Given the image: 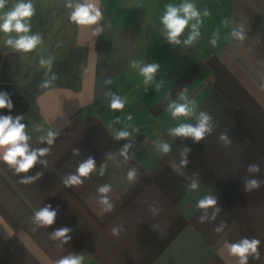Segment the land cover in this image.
<instances>
[{
    "label": "crops",
    "instance_id": "crops-1",
    "mask_svg": "<svg viewBox=\"0 0 264 264\" xmlns=\"http://www.w3.org/2000/svg\"><path fill=\"white\" fill-rule=\"evenodd\" d=\"M34 1L41 11L56 12L52 24L62 27V35L46 54L54 58L51 69L28 72L27 82L22 60L28 54L0 51V91L14 104L0 115L23 116L30 147L50 151L40 158L46 163L28 173L16 174L0 161V264H55L80 254L83 264H237L225 245L244 238L261 242L259 259L250 256L248 264H264V185L243 190L247 179L264 180V0H195L211 15L191 45L183 43L189 28L174 45L159 21L165 5L180 0H99L103 19L87 27L69 21L66 0ZM239 26L243 41L231 36ZM98 27L102 32L93 35ZM216 31L213 47L209 41ZM134 61L160 65L152 82L144 84ZM44 81L50 82L47 88L41 87ZM109 93L126 101L122 111L108 107ZM192 100L198 105L193 115L172 118L170 103ZM202 111L213 125L203 140L168 134L180 123L195 125ZM126 125L132 134L116 140ZM49 130L59 132L53 145L39 139ZM222 133L231 140L227 147ZM128 143L125 160L119 152ZM160 143L170 151L163 153ZM186 147L191 151L183 166ZM89 156L96 170L81 186L66 187L64 178ZM250 164H259L260 172L249 173ZM130 169L137 173L133 182L126 179ZM37 173L31 184L19 182ZM193 181L199 187L190 192ZM104 184L111 186L109 212L99 203L97 189ZM207 195L217 198L220 211L213 220L215 209L209 208L201 224L204 210L195 204ZM49 204L57 213L54 224L36 228L34 212ZM222 222L223 231L216 233ZM65 226L73 229L67 243L50 239ZM114 227L122 228L119 236L112 235Z\"/></svg>",
    "mask_w": 264,
    "mask_h": 264
},
{
    "label": "clouds",
    "instance_id": "clouds-1",
    "mask_svg": "<svg viewBox=\"0 0 264 264\" xmlns=\"http://www.w3.org/2000/svg\"><path fill=\"white\" fill-rule=\"evenodd\" d=\"M10 4V0H0V34L5 35L4 44L18 52V53H31L43 43V38L39 34H31V18L35 15L36 9L33 4V0H14ZM66 8L70 10L68 19L71 23H74L80 27H87L91 25H97L99 21L103 19V13L99 6V0H66ZM211 13L204 9L201 12L195 3V0H180L179 3L169 2L165 5L163 14L159 17L160 24L163 26L164 34L168 42L174 45L181 43L179 37L186 28H190V32L187 39L183 41L185 45L193 44L200 37V27L204 23V18L210 16ZM228 20L222 21V24L227 27ZM102 28H96L93 35H99L102 32ZM14 34V35H13ZM231 36L236 40L243 41L245 39V29L243 26L234 28L231 31ZM219 39V32H213L212 38L209 43L213 46H217ZM53 57L49 56L47 59L41 58L39 63L42 67L51 69L53 64ZM134 68L139 69V74L144 78V84H149L153 81L156 73L159 70L160 65L157 63H150L141 66L139 62L134 61ZM56 79L55 76L52 77ZM49 81H44L41 87L47 88ZM112 81L106 80L105 84H110ZM111 96L108 107L113 111H122L125 108L126 101L120 96L109 93ZM180 100L186 101L187 98L184 95L180 96ZM196 100L185 103L172 102L169 104L168 111L171 113L172 118L189 117L194 114L197 107ZM14 104L11 96L8 92L0 91V109H8L9 112L13 109ZM24 119L21 115H0V161L6 163L10 168H13L16 174L28 173L37 163H46V161L40 160L50 151L49 148H31L29 144L30 136L26 132V125L21 121ZM132 119L131 116L128 117ZM212 117L208 112H200L197 117V123L195 125L191 123H180L176 127H172L168 130V134L172 137H185L192 138L194 142H200L207 135L213 131ZM115 123H120L119 117L116 118ZM131 127L126 125L124 130H120L116 133L115 139H128L132 134L127 129ZM41 129L37 128V131ZM138 129L133 128L132 132H136ZM59 132L56 130L47 131L46 135L39 137L41 142H46L48 145H53ZM224 142L225 147L231 144V140L226 133H222L219 137ZM131 144H125L119 152V155L124 156L125 160L128 159V149ZM170 145L168 143H160L159 148L163 153L170 151ZM190 148H184L181 155V165L187 166L189 161L187 159ZM74 155L79 154V149L73 148ZM108 159H113V156L109 154ZM96 170V161L92 156H89L85 161L79 164L75 174H68L64 178V185L66 187L81 186L84 183L82 178H89ZM105 167L100 169V175L104 174ZM249 173H259V164H250L247 168ZM39 173L36 176H24L20 179L22 184H31L39 177ZM137 176L135 169H130L127 172L126 179L129 182L135 181ZM264 185V180L259 179H247L243 182V190L247 193L254 189H259ZM199 185L193 181L189 186V191L194 192L198 189ZM101 194L99 203L104 205V212H109L113 209V205L109 203L108 196L106 195L111 191V186L104 184L97 189ZM217 198L211 195H207L202 199H199L195 208L204 210V214L199 217L201 224L205 223L209 217L207 210L214 208L215 211L212 214L211 219H215L216 214L220 209L216 207ZM56 211L52 209L49 204L40 208L34 212L32 216V222L36 228H43L52 226L55 222ZM155 227V226H153ZM225 224L222 222L220 225L214 228L216 233L223 231ZM73 229L70 227H62L58 230L50 233V239L61 240V243H67L71 239L69 233ZM122 228H112L111 232L113 236H119ZM260 240L256 238L241 239L238 243H226L225 247L228 253L237 259V264H248L249 257L252 256L255 259H259V245ZM84 256L80 255H68L55 262V264H83Z\"/></svg>",
    "mask_w": 264,
    "mask_h": 264
},
{
    "label": "rangeland",
    "instance_id": "rangeland-1",
    "mask_svg": "<svg viewBox=\"0 0 264 264\" xmlns=\"http://www.w3.org/2000/svg\"><path fill=\"white\" fill-rule=\"evenodd\" d=\"M14 2V0H10V4ZM40 1H34L33 4L36 9L35 15L31 18V34H39L43 38V43L38 46L36 50L31 53H27L28 56H25L22 60V73L23 82H27L28 72L32 71L36 74H43L46 67H42L39 63L41 58L47 59L46 54H48L52 49L56 48L59 44V36L62 35V27L57 25H53L52 23L55 21L54 18L56 17V12L52 11H41L40 10ZM39 19L43 20L44 22L40 24ZM14 35V34H13ZM4 34H0V51L10 49L4 44L5 39ZM30 81V80H29ZM32 81V80H31Z\"/></svg>",
    "mask_w": 264,
    "mask_h": 264
},
{
    "label": "built area",
    "instance_id": "built-area-1",
    "mask_svg": "<svg viewBox=\"0 0 264 264\" xmlns=\"http://www.w3.org/2000/svg\"><path fill=\"white\" fill-rule=\"evenodd\" d=\"M190 29V28H189ZM129 117V116H128Z\"/></svg>",
    "mask_w": 264,
    "mask_h": 264
}]
</instances>
